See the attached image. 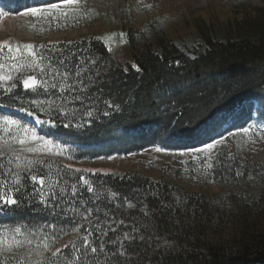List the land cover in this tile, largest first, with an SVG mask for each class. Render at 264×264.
Returning <instances> with one entry per match:
<instances>
[{
	"label": "trees",
	"instance_id": "1",
	"mask_svg": "<svg viewBox=\"0 0 264 264\" xmlns=\"http://www.w3.org/2000/svg\"><path fill=\"white\" fill-rule=\"evenodd\" d=\"M21 1L52 5L66 0H11L10 7L22 5ZM242 5L238 8L241 16L235 15L231 20L207 23L196 19L195 32L176 41L156 26V20L144 25L137 36L131 29L125 30L126 46L136 68L120 65L104 40L92 36L53 46H33L37 59L44 57L38 68L28 66L32 57L24 54L23 46L9 44L12 52L8 51L9 45L2 47L0 75H10L12 80L0 81V117L26 121L24 115L1 110L23 107L33 116L51 121L54 128L42 127L39 132L58 137L64 144L87 148L78 152V160L128 156L155 144L169 150L179 145L194 149L217 132L212 131V126L220 114L229 115L247 101H256L259 115L264 114V8L244 9ZM145 40L149 43L141 45ZM17 47L21 49L19 54L15 52ZM13 64L17 69L11 67ZM21 64L23 68L19 67ZM77 66L86 69L82 75L91 76V82L84 79L80 85V78H73ZM41 68L47 75L41 76ZM53 68L61 72L71 69L68 83L76 87L63 93L49 87L47 91L41 89L40 95L23 88L22 80L30 74L51 84ZM55 83L63 81L57 77ZM13 84L11 92L4 91ZM84 85L88 87L85 89ZM105 100L118 105V110L108 108ZM32 101L41 107L37 108ZM89 110L92 117L85 114ZM105 111L109 114L104 115ZM65 112L68 114L64 115ZM183 139L188 142L182 143ZM224 149L208 171L211 183L222 188L212 198L202 192L188 194L165 179L154 180L136 173L86 174L66 167L56 158L16 160L12 152L3 150L0 192L18 197V206L0 203V236L8 238L7 245L12 243L14 228L20 227L24 235L16 237L23 242L22 247L13 245L9 252L5 245L0 261L68 264L85 251L80 238L87 234L90 241L104 245L99 264H106L104 253L118 246L112 240L135 226L137 231L133 234H144L146 242L124 241L132 253L131 264H264V162L254 164ZM29 167L31 172L26 171ZM171 169L163 171L168 174ZM237 172L243 175L237 176ZM37 173L46 177L44 191L52 201L47 206L40 203L38 193L34 192L40 186L29 179ZM80 176L92 183L95 198L88 192L82 196L78 193L79 198L61 194V188L70 189L72 184L83 191ZM17 179L19 184H14ZM15 188L20 191H13ZM112 193L117 194L116 198ZM176 198L199 210L195 218L189 217L188 224L181 220L183 230L167 221V213L160 212L162 203H174ZM128 203L134 207L128 208ZM86 206L89 212L85 215L90 216L87 221L80 215ZM93 207H98L99 212L92 211ZM149 219L158 230L142 226ZM121 220L123 224L119 223ZM98 221L105 225V235L94 230ZM108 224L116 231H110ZM71 236L70 242L75 243L79 252L68 242L65 245L69 248L61 249L64 255L53 257L52 251ZM45 240L52 247L37 248Z\"/></svg>",
	"mask_w": 264,
	"mask_h": 264
},
{
	"label": "rangeland",
	"instance_id": "2",
	"mask_svg": "<svg viewBox=\"0 0 264 264\" xmlns=\"http://www.w3.org/2000/svg\"><path fill=\"white\" fill-rule=\"evenodd\" d=\"M240 1H244L242 5L245 6L244 9L249 7L251 9L264 8V3H262L264 0H79L78 4L72 6L66 7V3L61 4L59 10L54 11L51 15H22L28 9L34 8L29 7L18 14H8L0 19V46L11 43L14 46L33 43L56 44L81 37L100 36L120 65L125 67L130 64L136 68L134 57L126 46L127 38L123 31L131 29L137 36L144 25L149 21L156 20L158 21L156 26L167 33L171 40L176 41L195 32L196 19L202 18L207 23H220L226 19H233L235 15L240 17L238 9L241 5ZM101 8L104 10L103 12L100 10ZM62 12H67L68 15L63 16L60 14ZM92 14L108 18L91 21ZM147 43L149 41L145 40L141 45ZM21 125L35 130L30 125L24 123ZM251 125H255V127H252L248 134L243 133L240 129L232 132L235 135L229 133L223 135V137H227L223 144L232 155L258 164L264 162V139L257 135L259 132L261 136H264V123L254 120L248 126ZM35 131L37 132V130ZM12 134H15V129H12ZM37 134L40 135L38 132ZM21 135L23 134L21 133ZM40 136L53 141L54 145H59L64 149V152L57 155L55 147L51 151L41 147V150L36 153L19 152L21 147H40L39 141H30L24 146L13 143V148L22 158H58L67 167L73 170L79 169L85 173H136L154 180L165 179L182 188L188 194L202 192L209 198L222 192V188L211 183L203 169L208 168V163H211L223 144L217 145L208 153L191 151L185 152L187 155H181V153L163 150L157 152L156 148H153L128 157L77 161L72 154L78 149L77 147L64 145L52 137ZM190 161L198 163L199 168L193 167V171L185 168V163ZM167 165L178 169V171L164 173L162 169ZM72 239L73 236L62 243H68Z\"/></svg>",
	"mask_w": 264,
	"mask_h": 264
},
{
	"label": "snow or ice",
	"instance_id": "3",
	"mask_svg": "<svg viewBox=\"0 0 264 264\" xmlns=\"http://www.w3.org/2000/svg\"><path fill=\"white\" fill-rule=\"evenodd\" d=\"M79 3V0H66V4L65 6H72V5H76ZM10 4H11V0H0V17L6 16L9 14L10 12ZM61 6L60 5H50L47 8H30L27 11L23 12L22 15L24 16H40V15H51L54 11L59 10ZM63 16H67L68 13L67 12H62L60 13ZM43 47V46H41ZM24 50L27 51L28 55L30 57H32L31 63L28 65L31 68H38L40 67V61H42L44 59L43 55H41L39 57V59H37V54L33 51V45L31 44H25L23 45ZM0 50H2V46H0ZM8 51L12 52L13 49L12 47L9 45L8 46ZM15 52L17 54H19L21 52L20 47H17L15 49ZM13 60L16 59V56L14 55L12 57ZM61 64H63V61H60ZM81 64H83L84 62L81 61ZM13 69H17V65L13 64L11 66ZM20 68H23L24 65L21 64L19 65ZM67 67V66H65ZM86 71V69L81 68L79 66L76 67L75 71H74V75L73 78H80L78 83L80 85L84 84V79H88L90 82L92 81V77L88 76V77H83V72ZM41 72V76L47 75V73L45 72V70L43 68L40 69ZM53 72V76L51 77L52 79V83L49 84L48 80H44V79H40L38 80L37 77L35 75H29L27 76V78H24L22 80V84H23V88L24 89H31L33 92H35L37 95L42 94L41 93V89L47 91L48 88H52V89H59V91L61 93L68 91L74 87H76V85L74 84H69L68 83V79L69 76L71 74V69H69L68 71H59L56 68L52 69ZM96 75H99V72L97 71ZM59 77L62 81L63 84H57L55 83L56 78ZM12 77L10 75H0V81H11ZM238 85V82H234ZM15 85H10L9 87L4 88V91L6 92H11L12 88ZM88 87V85H84V88L86 89ZM74 99H80V97H74ZM32 103L37 107H41V105L37 102V101H32ZM52 103V102H50ZM104 103L107 104V107L112 109V108H116L118 110V105H114L112 102L105 100ZM21 111H25V109L22 107L20 109ZM32 112H28V115H32ZM68 113L65 112L64 115H67ZM88 117H92L93 113L91 110L87 111L85 113ZM104 115H108L109 113L107 111H105L103 113ZM37 123H51V121H42V120H37ZM68 124H65V127H68ZM252 127H255V125H251V126H247V127H243L241 129V131L245 134H248L250 132V129ZM12 129H15V134H12L11 136H9V134L12 132ZM0 130H2L3 135H0V152H2L4 150V148H7L10 152H12V154L15 156L16 160H20L22 157L21 155L17 154L16 150L13 148V143L24 146L26 144H28L30 141H39L40 142V147H21L19 149L20 153L23 152H28V153H36L39 152L41 150V147L44 149H47L49 151H51V149L53 147H55L57 149L56 154L60 155L64 152V149L61 148L59 145H54L53 141L46 139L43 136H40L37 134V132L29 127L26 126H22L21 123L18 120L15 119H11L9 117H0ZM167 130V129H165ZM21 133L23 135H21ZM230 135H235L233 133H229ZM257 135L260 136L261 139H264V136H261L259 132H257ZM227 139V137H221V139H216L214 140L212 143H207L205 145L204 148H198V149H194L193 151L195 152H202V153H208L211 150H213L217 145H221L223 144V142ZM155 151L160 152L162 151L161 148H156ZM181 155H187V153H181ZM24 159H27V157H23ZM33 162L31 160L28 161V165H31ZM213 165L209 162L208 163V168H212ZM26 171L31 172V168H27ZM77 172H79V169H76ZM237 176L239 175H243V173L241 172H237L236 173ZM29 179L34 183V184H38L40 187L39 188H34V192L38 193L39 196V200L40 203L42 205L47 206L49 203H51V197L48 196L47 193H45L44 191V186L46 184V177L40 174H31ZM79 182H82L83 184V191H81L80 189L77 188V184H72L70 189H63L61 188V194L65 195L70 193L72 197L74 198H79L78 197V193L80 196L83 195V192H88V193H93V197L95 198V196L97 195L96 192H94V188L92 183L86 179L84 176H80L78 178ZM14 184H19V179L15 180L13 182ZM53 187H55V183L53 184ZM13 191L19 192L20 189L19 188H15L13 189ZM117 194L116 193H112V197L116 198ZM0 203H2L3 205L7 206V205H17L18 206V197L14 198L13 195L11 194V192H0ZM121 207H123V202H121ZM128 208H133L134 205L132 203H128L127 204ZM3 209H0V211H2ZM92 211L94 212H99V208L98 207H93ZM199 211L195 205H188L186 204L184 201H181L179 198H176L174 203H168V204H161L160 207V212L161 214L163 213H167V221L173 225V226H179L178 230H183V225L181 224V220H183L184 224H188L189 221V217L195 218L196 216V212ZM89 212V208L86 206L84 208V211L80 213L81 217L83 220L87 221L90 219L89 215H85V213ZM105 215H107V213H105ZM145 216H148V213H144ZM115 218H112V223H115ZM120 224H123L124 221L121 220L119 221ZM145 228H153L154 230H158V226L153 224L151 222V219H149V222L142 225ZM81 227H83V225H81ZM104 227L105 225L100 223L99 221L96 223L95 225V231L98 232L100 235H105V231H104ZM108 229L110 231H116L114 228L111 227V224L107 225ZM77 231L80 230V228L76 229ZM14 235L11 237L12 243H8L6 245V240L8 239L7 237H3L0 236V252L3 251L5 245L7 246V250L9 252H11L13 250V245H15L17 248L22 247L23 246V242L20 240H17L16 237L17 236H21L24 235L22 233V230L20 227H16L13 230ZM31 231V230H30ZM39 231V230H37ZM137 231V228L135 226H133V228L122 234V236H118L117 238L112 240L113 244L118 245L115 248H110L108 249L107 252L104 253L105 256V262L106 264H131V256L132 253L128 252V248L125 247L124 245V241H128L129 243H131V241L134 240H139V241H145V235L141 234L139 236L134 235L133 233H135ZM32 235H35V233H32ZM81 246L85 249V251H83L82 253H80V255H76L75 259L72 261H68V264H84V261L87 259V264H99V253L104 251V245L102 244H95L93 241L89 240V236L87 234L83 235L81 238ZM29 244L32 243L31 240L27 241ZM71 244V248L75 249L77 252H79V249L76 248L75 243L70 242ZM52 247V245L50 243L47 242V240H45L42 244H38L37 248H43L45 250H48ZM65 248H69V245L66 244L64 246ZM99 250V251H98ZM41 255H43V253H40ZM89 254L91 255V258L89 259ZM64 255V253L61 251V249L56 248L54 251H52V256L58 258L59 256ZM112 257H116V260H113ZM0 264H4L3 261H0Z\"/></svg>",
	"mask_w": 264,
	"mask_h": 264
},
{
	"label": "bare ground",
	"instance_id": "4",
	"mask_svg": "<svg viewBox=\"0 0 264 264\" xmlns=\"http://www.w3.org/2000/svg\"><path fill=\"white\" fill-rule=\"evenodd\" d=\"M90 6H92V4H90ZM102 12L104 11L102 8L100 9ZM60 140V139H59Z\"/></svg>",
	"mask_w": 264,
	"mask_h": 264
}]
</instances>
